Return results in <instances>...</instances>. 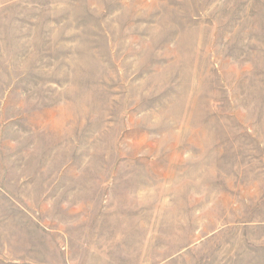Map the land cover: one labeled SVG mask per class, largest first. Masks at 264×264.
Masks as SVG:
<instances>
[{
  "label": "rangeland",
  "instance_id": "374dc122",
  "mask_svg": "<svg viewBox=\"0 0 264 264\" xmlns=\"http://www.w3.org/2000/svg\"><path fill=\"white\" fill-rule=\"evenodd\" d=\"M0 264H264V0H0Z\"/></svg>",
  "mask_w": 264,
  "mask_h": 264
}]
</instances>
